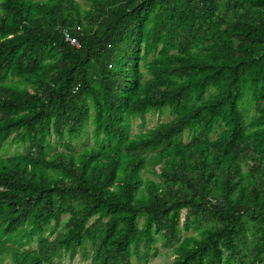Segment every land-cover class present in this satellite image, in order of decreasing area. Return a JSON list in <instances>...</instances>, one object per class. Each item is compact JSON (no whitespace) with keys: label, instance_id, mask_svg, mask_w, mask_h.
Returning <instances> with one entry per match:
<instances>
[{"label":"trees","instance_id":"1","mask_svg":"<svg viewBox=\"0 0 264 264\" xmlns=\"http://www.w3.org/2000/svg\"><path fill=\"white\" fill-rule=\"evenodd\" d=\"M83 2L0 0V264H264V0Z\"/></svg>","mask_w":264,"mask_h":264},{"label":"rangeland","instance_id":"2","mask_svg":"<svg viewBox=\"0 0 264 264\" xmlns=\"http://www.w3.org/2000/svg\"><path fill=\"white\" fill-rule=\"evenodd\" d=\"M77 2H79L81 4L82 7L84 8H87L88 5L83 2V0H76ZM171 116L169 115L168 112H165V114L163 116H159L157 114H148L146 116V124L144 127H140V121L137 120L133 123V126H132V134H137L139 132H145L147 129L149 128H152L154 127L157 122H165V121H168L170 120ZM90 128L87 129V133L84 134L85 136H83V141L86 140V138H89L90 137ZM186 138V136H185ZM185 141L187 140L184 139ZM82 141V142H83ZM81 141H76L75 142V145L77 146V149L80 150L81 148ZM59 151L63 150V148H59L58 149ZM14 153V147H11L9 149V151L6 152L5 150V147L4 149H0V156H3V157H6L8 155H11ZM147 176H149L150 178L154 179V177L150 176V174L148 173ZM156 179V177H155ZM141 223V222H140ZM188 234H194L193 232H190ZM157 248L159 249V254L158 256L154 257V258H150L149 261L147 263H142V262H139L138 260L136 259H132V264H167V263H170L172 260H173V257L170 255V253L168 252L167 249H164L162 246H161V243L158 242L157 243ZM61 264H89L88 261H85L83 262L79 256H77L73 261H70L66 256L63 257L60 261Z\"/></svg>","mask_w":264,"mask_h":264},{"label":"built area","instance_id":"3","mask_svg":"<svg viewBox=\"0 0 264 264\" xmlns=\"http://www.w3.org/2000/svg\"><path fill=\"white\" fill-rule=\"evenodd\" d=\"M67 40H68L71 44H74V45L77 44V42H76L75 39H73V38L68 37Z\"/></svg>","mask_w":264,"mask_h":264}]
</instances>
